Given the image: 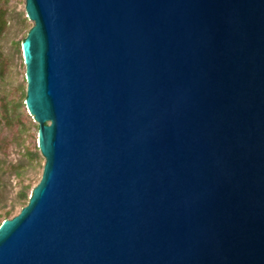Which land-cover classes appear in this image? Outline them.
<instances>
[{
  "label": "water",
  "instance_id": "water-1",
  "mask_svg": "<svg viewBox=\"0 0 264 264\" xmlns=\"http://www.w3.org/2000/svg\"><path fill=\"white\" fill-rule=\"evenodd\" d=\"M45 166L0 264H264V0H26Z\"/></svg>",
  "mask_w": 264,
  "mask_h": 264
},
{
  "label": "rangeland",
  "instance_id": "rangeland-1",
  "mask_svg": "<svg viewBox=\"0 0 264 264\" xmlns=\"http://www.w3.org/2000/svg\"><path fill=\"white\" fill-rule=\"evenodd\" d=\"M0 15L6 21L5 29L0 34V180L8 182L5 192L10 203L20 185L17 183V174L8 165H26L23 177L33 187V191L42 178L45 159L39 149L38 123L27 107L23 119L28 131L24 134H17L18 126L9 128L5 125L1 107V99L8 101L17 97L21 87V92H25L22 41L34 21L27 20L26 0H0ZM36 151L39 156H35ZM21 208L18 206L13 216Z\"/></svg>",
  "mask_w": 264,
  "mask_h": 264
},
{
  "label": "trees",
  "instance_id": "trees-1",
  "mask_svg": "<svg viewBox=\"0 0 264 264\" xmlns=\"http://www.w3.org/2000/svg\"><path fill=\"white\" fill-rule=\"evenodd\" d=\"M1 16V15H0ZM6 21L0 17V34L3 33L5 29ZM25 40V39H24ZM23 40V41H24ZM22 41V43H23ZM23 87L18 89V96L12 98L11 100L6 101L7 99H1L2 102V112L5 125L9 128H14L18 126L17 134H24L28 130V126L25 123L23 117L25 115V107H26V98H27V90L26 92H21ZM24 108V110H22ZM32 123V121H31ZM39 126V125H38ZM32 154V152H30ZM35 156H39V153L36 151ZM26 165L22 164H9V169H14L15 174L18 177V185H20V189L17 191L14 199L11 202H8V197L6 196L5 189L7 188L8 182L0 180V225L2 222L11 218L15 213L18 206H25L30 198V194L32 191V186L25 182L23 177L24 169ZM19 213V212H18Z\"/></svg>",
  "mask_w": 264,
  "mask_h": 264
}]
</instances>
